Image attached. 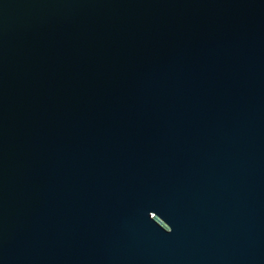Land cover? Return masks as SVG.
Segmentation results:
<instances>
[{"label":"water","instance_id":"water-1","mask_svg":"<svg viewBox=\"0 0 264 264\" xmlns=\"http://www.w3.org/2000/svg\"><path fill=\"white\" fill-rule=\"evenodd\" d=\"M0 264H264V0H0Z\"/></svg>","mask_w":264,"mask_h":264}]
</instances>
